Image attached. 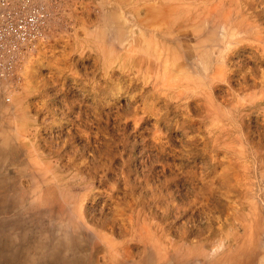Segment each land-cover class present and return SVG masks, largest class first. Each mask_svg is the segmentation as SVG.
Returning a JSON list of instances; mask_svg holds the SVG:
<instances>
[{"label": "rangeland", "instance_id": "1", "mask_svg": "<svg viewBox=\"0 0 264 264\" xmlns=\"http://www.w3.org/2000/svg\"><path fill=\"white\" fill-rule=\"evenodd\" d=\"M47 4L0 96V264H264V0Z\"/></svg>", "mask_w": 264, "mask_h": 264}, {"label": "built area", "instance_id": "2", "mask_svg": "<svg viewBox=\"0 0 264 264\" xmlns=\"http://www.w3.org/2000/svg\"><path fill=\"white\" fill-rule=\"evenodd\" d=\"M47 0H0V96L5 103L23 80L25 63L45 41Z\"/></svg>", "mask_w": 264, "mask_h": 264}, {"label": "bare ground", "instance_id": "3", "mask_svg": "<svg viewBox=\"0 0 264 264\" xmlns=\"http://www.w3.org/2000/svg\"><path fill=\"white\" fill-rule=\"evenodd\" d=\"M169 8H170L169 6H166L165 8H163L161 6L159 8L158 7L154 8L153 5H150L149 9H147L145 13L147 14L148 17L158 15V17L160 16V20H164L167 17V14H168L167 10ZM160 22L164 23V21H160ZM157 26H159V25H157Z\"/></svg>", "mask_w": 264, "mask_h": 264}]
</instances>
